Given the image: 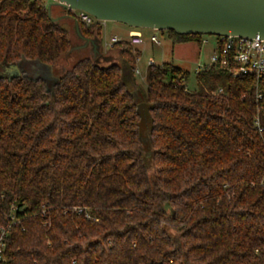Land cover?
<instances>
[{
  "label": "trees",
  "instance_id": "1",
  "mask_svg": "<svg viewBox=\"0 0 264 264\" xmlns=\"http://www.w3.org/2000/svg\"><path fill=\"white\" fill-rule=\"evenodd\" d=\"M78 26L100 34V21ZM71 48L43 0H0L4 260L264 264V79L210 64L191 91L188 71L164 61L142 89L126 39L110 45L117 60L84 56L50 82L21 69ZM11 63L20 75L8 79Z\"/></svg>",
  "mask_w": 264,
  "mask_h": 264
},
{
  "label": "water",
  "instance_id": "2",
  "mask_svg": "<svg viewBox=\"0 0 264 264\" xmlns=\"http://www.w3.org/2000/svg\"><path fill=\"white\" fill-rule=\"evenodd\" d=\"M84 10L99 21L114 20L132 28L172 29L180 34L238 35L264 39V0H54ZM71 17V16H70ZM54 19V18H53ZM75 31L97 57L99 40ZM107 58V57H106ZM8 79L20 75L16 63L3 66Z\"/></svg>",
  "mask_w": 264,
  "mask_h": 264
},
{
  "label": "rangeland",
  "instance_id": "3",
  "mask_svg": "<svg viewBox=\"0 0 264 264\" xmlns=\"http://www.w3.org/2000/svg\"><path fill=\"white\" fill-rule=\"evenodd\" d=\"M43 3L48 8L52 18L56 19L60 25L69 29L72 48L52 66L45 65L35 60H23L21 61L20 66L24 74L31 77H42L50 82L55 76L60 75L63 71L68 69L76 60L84 56L93 57V53L91 46L89 44L83 45V40L75 31L73 21L75 18L74 16L79 12L78 9L69 10L57 4L54 0H43ZM67 11H69V14ZM100 25L101 27L98 40L102 49L105 51L106 55H108L107 58L96 57V60L100 64H107L111 61L117 60V58H112L110 53L113 54L114 52L111 50L110 46H106L104 43L109 41L112 35H116L120 39H126L128 37V30L132 27L114 20L100 21ZM139 29L143 33L144 46H148L140 55L141 60L137 63L139 72H135L134 76L139 86L142 89H145V73L148 65L147 60L152 58L154 64L156 65L160 64L162 60H170L171 40L167 37L166 32L162 33L161 30L147 27H140ZM152 33L157 35L160 40V44H153V46L150 45L149 36ZM201 36L206 39V42L188 40L186 44H183L180 47L177 46V48L175 46L174 48V54L182 55L184 61L182 60L178 62L174 57L173 61L174 63H179L181 67L188 71L187 89L191 91L197 89L195 69H197L198 65L208 64L210 62V57L216 52L215 34H202ZM162 53L165 54L163 57ZM165 57L167 59H164ZM136 100L138 101V97H136ZM140 111L141 122L143 123L146 121V112L142 108Z\"/></svg>",
  "mask_w": 264,
  "mask_h": 264
},
{
  "label": "built area",
  "instance_id": "4",
  "mask_svg": "<svg viewBox=\"0 0 264 264\" xmlns=\"http://www.w3.org/2000/svg\"><path fill=\"white\" fill-rule=\"evenodd\" d=\"M69 10L72 9L69 8ZM78 11V14L74 17L84 25H90L97 20L84 10L78 9ZM138 29L139 28H133L128 34V41L132 46H136L143 42L142 33ZM149 39L156 44L160 42L156 34H151ZM118 40H120L118 36L112 35L109 41L105 42V45L110 46ZM215 40V54L210 57V62L208 64L198 65L196 71L202 69L205 65L216 64L226 67L233 75L252 74L256 78L264 79V39L238 35H215ZM200 42H206V39L201 37ZM138 59L139 55H136L135 62L138 61ZM153 63V59L149 58L147 64ZM135 72H139L136 66L134 73ZM0 264H8L1 254V248Z\"/></svg>",
  "mask_w": 264,
  "mask_h": 264
},
{
  "label": "crops",
  "instance_id": "5",
  "mask_svg": "<svg viewBox=\"0 0 264 264\" xmlns=\"http://www.w3.org/2000/svg\"><path fill=\"white\" fill-rule=\"evenodd\" d=\"M74 22V21H73ZM133 28H131V29H129L128 30V34H129V32L132 30ZM138 30H140V29H138ZM140 32H141V30H140ZM142 33V32H141ZM152 34H154V33H152ZM151 35V34H150ZM142 36H143V33H142ZM169 38V37H168ZM170 39V38H169ZM126 40H128V37L126 38ZM150 40V39H149ZM171 40V39H170ZM186 42L187 41H182V42H176V43H173L172 41H171V53H170V60H162V62H164V61H170V62H172V63H174V61H173V57L175 58V59H177V61L178 62H180V61H184V58L182 57V55H180V54H174V48H175V46H176V48H177V46H181V45H183V44H186ZM153 44H156V43H153V42H151L150 41V45H152L153 46ZM158 44H160V42L158 43ZM157 44V45H158ZM104 45H105V43H104ZM147 46L148 45H145L144 46V38H143V42L142 43H140L139 45H137V46H134V47H136V48H138L139 49V51H140V54H139V59H138V61H136L135 63H136V67H137V63L141 60V54H142V51L143 50H145L146 48H147ZM104 54H105V51L102 49V46H101V44L99 43V51H98V56H97V58L98 57H107V56H104ZM163 55H165L164 53H162V57H163ZM164 59H167L166 57L164 58ZM148 61V60H147ZM161 62V63H162ZM174 64H176V65H179L180 66V64L179 63H174ZM138 68V67H137ZM183 68V67H182ZM139 69V68H138ZM185 69V68H184ZM195 71H196V69H195Z\"/></svg>",
  "mask_w": 264,
  "mask_h": 264
}]
</instances>
